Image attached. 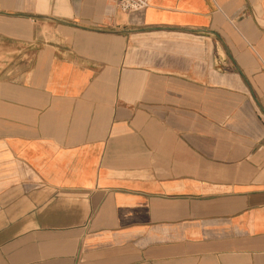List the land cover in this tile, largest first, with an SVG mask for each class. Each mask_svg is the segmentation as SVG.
Returning <instances> with one entry per match:
<instances>
[{
  "label": "crops",
  "instance_id": "1",
  "mask_svg": "<svg viewBox=\"0 0 264 264\" xmlns=\"http://www.w3.org/2000/svg\"><path fill=\"white\" fill-rule=\"evenodd\" d=\"M0 0V264H264V0Z\"/></svg>",
  "mask_w": 264,
  "mask_h": 264
},
{
  "label": "built area",
  "instance_id": "2",
  "mask_svg": "<svg viewBox=\"0 0 264 264\" xmlns=\"http://www.w3.org/2000/svg\"><path fill=\"white\" fill-rule=\"evenodd\" d=\"M150 5L151 0H119L117 4L119 10L125 14L146 10Z\"/></svg>",
  "mask_w": 264,
  "mask_h": 264
}]
</instances>
